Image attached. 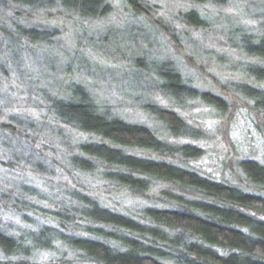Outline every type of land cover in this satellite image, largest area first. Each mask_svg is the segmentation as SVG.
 I'll list each match as a JSON object with an SVG mask.
<instances>
[{
  "label": "trees",
  "instance_id": "1",
  "mask_svg": "<svg viewBox=\"0 0 264 264\" xmlns=\"http://www.w3.org/2000/svg\"><path fill=\"white\" fill-rule=\"evenodd\" d=\"M47 1L0 0V40L24 50L48 41L53 34L33 25H41L35 10L45 8ZM49 1L59 8L56 19L65 22L74 16L95 21L110 12L108 0ZM182 1L186 9L173 10L169 20L161 15L155 19L158 0H124L132 12L162 28L172 43L178 41L177 29L187 34L207 31L209 25L197 10L208 0ZM250 37L242 43L255 62L247 68L253 80L240 82L233 97L218 82L215 87L222 93L186 83L168 57L131 69L141 72L145 83L152 73L160 94L174 103L198 100L222 117L228 111L231 116L241 103L252 109L257 127L264 128V87L259 84L264 79V36ZM11 47L0 48V55ZM5 63L0 74L15 77L18 69ZM23 81L8 85L6 97L13 109L11 104L0 107V179L42 180L58 189L54 195L35 196L25 184L18 191L12 183L13 188L0 193L2 209L9 204L24 217L30 213L41 220L36 231L25 233L32 237L28 241L0 228V256L28 260L59 243L77 264H264V160L234 157L230 147L220 158L223 176H212L196 162L204 153L200 136L205 134L191 129L172 107H142L164 126V138L146 123L102 109L74 82L52 94L32 82L20 87Z\"/></svg>",
  "mask_w": 264,
  "mask_h": 264
},
{
  "label": "rangeland",
  "instance_id": "2",
  "mask_svg": "<svg viewBox=\"0 0 264 264\" xmlns=\"http://www.w3.org/2000/svg\"><path fill=\"white\" fill-rule=\"evenodd\" d=\"M108 1L110 12L99 20L88 21L74 16L75 19L65 22L59 17L56 19L59 8L48 0L45 8L35 10V15L42 18L41 25L33 24L53 34L48 41L38 42L24 50L18 43L0 40L1 49L13 45L11 51L0 55V65L9 61L12 69L14 66L18 69L16 73L13 71L15 77L12 72L8 75L10 78L0 74V107L11 104L6 96L9 94L8 85L15 79L32 82L39 91L46 90L52 94L59 86L74 82L83 86L102 109L129 122L146 123L159 137H166L164 126L149 117L142 107L162 105L177 110L191 129L196 128L205 134L200 136L204 153L196 162L197 167L209 175L223 176L220 158L229 152L230 147L235 149L234 157L252 155L263 161L264 128L261 125L257 127L258 121L252 109L239 103L232 109L231 116L227 115L228 111L222 117L198 100L174 103L160 94L152 73L143 79L148 80L145 83L141 80L142 73L131 68L137 63L143 69L150 60L162 61L168 57L176 63L186 83L198 89L222 93L216 88L218 82L226 86L228 96L233 97L232 91L240 82L253 80H249L247 68L255 62L243 52L242 42L245 36L251 39L252 34L264 36V0H224L220 4H212L208 0L197 7L208 18L207 31L189 30L186 34L177 29L176 43L170 42L162 28L150 25L132 12L124 0ZM158 2L155 19L161 15L170 20L173 10L186 9L182 0ZM135 59L142 63L134 62ZM25 82L19 83L20 87ZM259 84L264 87V79ZM248 104L251 106L253 103ZM13 107L11 104L9 110ZM12 183L18 191H22L20 184H25V188L32 190L35 196L54 195L58 189V185L52 182L18 180L5 175L0 179V193H7L9 188H13ZM26 214L24 217L22 213L15 212L9 204L4 209L0 207V228L14 237L32 240L25 233L36 231L41 220L33 214ZM73 258L67 247L55 243V249L35 252L28 260L21 255L6 259L0 256V264H77Z\"/></svg>",
  "mask_w": 264,
  "mask_h": 264
}]
</instances>
